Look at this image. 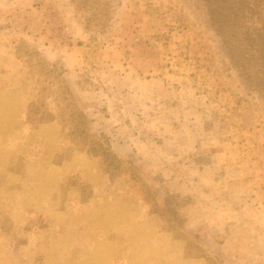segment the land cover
<instances>
[{
	"label": "rangeland",
	"instance_id": "obj_1",
	"mask_svg": "<svg viewBox=\"0 0 264 264\" xmlns=\"http://www.w3.org/2000/svg\"><path fill=\"white\" fill-rule=\"evenodd\" d=\"M0 264H264V0H0Z\"/></svg>",
	"mask_w": 264,
	"mask_h": 264
},
{
	"label": "trees",
	"instance_id": "obj_2",
	"mask_svg": "<svg viewBox=\"0 0 264 264\" xmlns=\"http://www.w3.org/2000/svg\"><path fill=\"white\" fill-rule=\"evenodd\" d=\"M248 45V44H247Z\"/></svg>",
	"mask_w": 264,
	"mask_h": 264
}]
</instances>
